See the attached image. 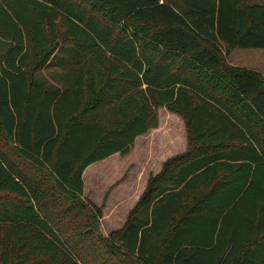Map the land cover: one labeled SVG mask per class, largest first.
Here are the masks:
<instances>
[{
    "label": "trees",
    "instance_id": "obj_1",
    "mask_svg": "<svg viewBox=\"0 0 264 264\" xmlns=\"http://www.w3.org/2000/svg\"><path fill=\"white\" fill-rule=\"evenodd\" d=\"M0 42V264H264V78L224 58L264 49V2L0 0ZM54 66L70 82L38 76ZM162 105L188 146L103 236L83 172L128 154Z\"/></svg>",
    "mask_w": 264,
    "mask_h": 264
},
{
    "label": "rangeland",
    "instance_id": "obj_2",
    "mask_svg": "<svg viewBox=\"0 0 264 264\" xmlns=\"http://www.w3.org/2000/svg\"><path fill=\"white\" fill-rule=\"evenodd\" d=\"M262 3L264 0H248ZM1 47H4L0 42ZM4 49V48H3ZM227 65L250 68L258 71L264 78V49L234 47L224 55ZM51 69H43L39 75L48 76ZM187 72V71H186ZM190 76H189V75ZM197 82L202 83L216 97L228 104V88L217 87L214 83L201 81L198 72L188 73ZM157 125L138 136L130 152L124 156L114 154L101 162H95L84 170L83 201L92 202L100 211L98 233L109 234L112 229L124 221L129 211L137 203L145 189L149 176L160 172L162 164L168 158L182 154L188 146V130L180 113L166 106L157 109ZM10 151L9 143H1ZM116 202V203H115ZM124 202L126 206H124ZM118 205L117 208H114ZM93 212L96 208L91 207ZM42 210L60 226L66 237L73 238L79 233L76 225L60 216L52 203L47 202ZM75 222L86 221L79 209H75Z\"/></svg>",
    "mask_w": 264,
    "mask_h": 264
},
{
    "label": "crops",
    "instance_id": "obj_3",
    "mask_svg": "<svg viewBox=\"0 0 264 264\" xmlns=\"http://www.w3.org/2000/svg\"><path fill=\"white\" fill-rule=\"evenodd\" d=\"M4 48V49H3ZM1 50H2V54L4 53V50H5V46L4 47H1ZM2 54L0 53V57L2 56ZM48 70L49 69H51L50 71H49V75L48 76H44V75H38L40 78H42L43 79V81L45 82V83H51V84H58V83H63V81H66V82H70V80H67V79H65V76H64V73H63V68H61V67H57V66H54V67H48L47 68ZM64 69H66V68H64ZM254 70V69H253ZM114 155V154H113ZM112 156V155H111ZM110 157V156H109ZM109 157H107V158H109ZM107 158H105V159H107ZM104 159V160H105ZM102 161V160H101ZM101 161H98V162H101ZM93 164V163H92ZM89 166H91V164L90 165H88L87 167H89ZM86 167V168H87ZM85 168V169H86ZM84 176V172H83V175H82V177ZM83 183H84V180H83ZM116 203V202H115ZM115 203H114V208L116 209L117 208V206L118 205H115ZM124 206H126V203L124 202ZM125 221H126V216H125V218H124V221H122V223L120 224V225H118V227H115L114 229H112V224H109V229H110V231H109V233L111 232V231H113V230H116V229H119V228H121L123 225H124V223H125Z\"/></svg>",
    "mask_w": 264,
    "mask_h": 264
}]
</instances>
